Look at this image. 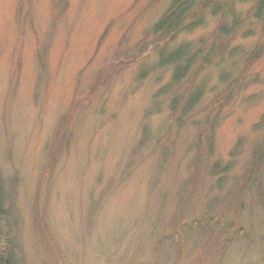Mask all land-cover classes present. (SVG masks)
Wrapping results in <instances>:
<instances>
[{"label":"rangeland","instance_id":"obj_1","mask_svg":"<svg viewBox=\"0 0 264 264\" xmlns=\"http://www.w3.org/2000/svg\"><path fill=\"white\" fill-rule=\"evenodd\" d=\"M234 2L239 27L220 40L210 7L166 33L154 25L171 0H0V251L6 239L15 264H196L198 251L217 264L209 243L162 235L218 192L208 214L248 233L228 237L222 264L264 258V195L243 177L264 159L263 19L255 0ZM180 46L193 59L175 84L160 54Z\"/></svg>","mask_w":264,"mask_h":264},{"label":"trees","instance_id":"obj_2","mask_svg":"<svg viewBox=\"0 0 264 264\" xmlns=\"http://www.w3.org/2000/svg\"><path fill=\"white\" fill-rule=\"evenodd\" d=\"M240 1L245 0H239V2ZM234 3V0H171L168 9L162 14L157 23L154 25V31L166 33H175L177 31H180L182 28L189 24H185V22H187V19L191 17L192 12H194L196 8L199 7V9H205L207 7H210L213 14L218 13L221 19L223 18V22H221L216 27L215 36L220 40L222 39L221 37H225V39L227 40L238 29L240 24V20L238 19L234 11ZM255 5V17L260 20L263 19L262 26L264 29V0H255ZM225 18L229 19L228 23V20L224 21ZM217 49L218 51H220L219 55L222 54V50L224 49L222 48V44H219ZM160 56L161 64H175L174 72L171 77L172 83L175 84H177L176 82L179 81L182 75H186L193 59V55L189 54L188 50L184 46H180L172 50L166 56H162L161 54ZM200 95V91L192 92V95L183 104V111H185V109L187 108H192L198 102V99H200ZM259 162V168L255 164H251L248 170L244 173L243 177L246 178L248 185L250 184L249 189L255 187L260 191H257V194H259V198H261L263 201L264 188L262 187V184H260V178H264V159L259 160ZM1 196L2 194L0 193V218H3L5 215ZM210 196L214 198L204 203L199 220H194V223L190 222L189 224L183 223L182 225H176L178 229L171 231V228L174 225L173 224L170 226L171 228H169L168 233L162 235V238L169 236L170 233H177V235L179 236L177 240L184 239L187 236L188 240L192 237L193 241H199L205 244L209 243L211 246H214L213 248H215V253H222L221 256L212 255V259H216V261L219 262L217 264H222V259H224L225 255L223 254V252L226 251L230 244H232L233 242V239L229 240L228 237L233 236L234 234H243L242 236L245 237V235L248 233H245L244 228L242 227H237L235 229V224L232 223V221L228 220L227 217L224 218V216H219V209V211L215 213L208 214L211 210L219 208L218 192H216V194H211ZM238 203L243 208L242 211H244V208L247 206L244 197H241L239 199V202H236V205ZM262 210L264 211V209ZM218 216L222 219L221 222L220 220H218ZM251 216L252 214L250 213V218ZM257 220L262 223V220L260 218L255 219V222H257ZM0 223V228H2V222ZM218 227H223L224 229ZM249 228L250 231H253L255 229V226H253L251 221L249 223ZM209 235H211L212 238L208 237ZM247 236L248 235H246L245 237L246 239ZM11 247L12 246L9 244V242L4 239L2 250L0 251V264H15V259L17 258L12 254ZM7 248L9 252L6 250ZM199 256L202 258L203 254L201 252L199 254L198 251V254L196 256L197 263H199ZM263 262L264 258H261V260L259 259L254 263L248 262L245 264H264Z\"/></svg>","mask_w":264,"mask_h":264}]
</instances>
